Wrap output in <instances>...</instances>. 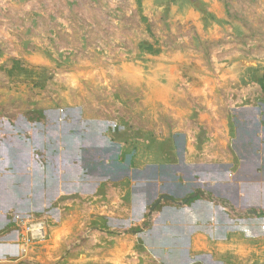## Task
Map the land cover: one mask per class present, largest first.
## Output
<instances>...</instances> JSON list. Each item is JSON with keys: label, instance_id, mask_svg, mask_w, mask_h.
I'll use <instances>...</instances> for the list:
<instances>
[{"label": "rangeland", "instance_id": "obj_1", "mask_svg": "<svg viewBox=\"0 0 264 264\" xmlns=\"http://www.w3.org/2000/svg\"><path fill=\"white\" fill-rule=\"evenodd\" d=\"M253 116L263 147L255 153L244 143ZM96 122L117 147L170 148L178 166V151L193 150L192 169L225 162L238 187L259 180L264 187V0H0V150L16 151L6 157L14 166L1 165L0 183L4 175L11 181L27 174L42 183L35 173L51 171L50 154L60 156V171L69 175L76 166L71 152L79 149V164L95 154ZM86 167L92 174L93 163ZM34 182L31 197L40 202L45 196ZM106 190L83 198L69 191L50 204L11 209L5 231L16 230L26 252L51 236L23 246L18 230L25 222L12 220L16 214L44 217L51 234L58 216H75L78 204L85 214L100 207L109 216ZM231 203L220 205L233 212ZM250 210L241 227L257 238L251 222H264V206ZM258 239L224 263L264 264V238ZM146 255L156 262L161 254L148 246Z\"/></svg>", "mask_w": 264, "mask_h": 264}, {"label": "crops", "instance_id": "obj_2", "mask_svg": "<svg viewBox=\"0 0 264 264\" xmlns=\"http://www.w3.org/2000/svg\"><path fill=\"white\" fill-rule=\"evenodd\" d=\"M249 119L244 143L251 142L253 146L248 145V148L255 153L263 147L254 131L255 117ZM96 123L94 132L100 143L96 145L95 154L87 155L79 164V149L71 152L77 168L72 167L69 175L63 176L60 171V156L50 154L51 160L56 159L50 164L51 171L41 167L35 173L43 179L42 183L34 182L31 174L11 181L8 176H3L8 183H0L2 189L5 187V194L0 193V264H223L230 259V254L239 258V253L244 254L253 241L261 236L264 238L262 220L251 222L258 228L256 233L260 236L257 238L241 227L245 220L251 219L245 216L252 212L250 207L264 206V187L260 180L252 187H238L239 183L231 178L232 170L225 162L198 164L199 170L192 169L194 165L189 164L187 158L194 151L189 149L178 151L181 162L178 166L170 148L117 147L102 133V122ZM77 135L74 134V140ZM13 140L16 144V139ZM18 141L22 146L26 143V139L19 138ZM5 150H0V167L5 162L14 166L16 160L7 161L6 157L16 156V151ZM21 153L20 150L18 158H22ZM137 159H140V166H133ZM90 162L94 169L89 175L84 172V167ZM65 179L68 182L62 183ZM123 180L126 182L121 184ZM32 182L41 187L39 194L42 192L45 196L40 201L43 203L37 202L35 196L31 197ZM104 188L107 189L104 191L106 196H111L106 203L109 216L102 217L105 214L96 211L98 207L93 208L94 214H85L84 206L78 204L73 209L75 216H58V224L51 228L50 240L30 247L26 252L20 249L16 230L5 231L9 225L5 214L11 209L50 204L69 191L82 194V198L88 193L101 196ZM239 194H245L242 204ZM228 200L233 203V212L226 210L228 203L226 208L220 205ZM150 218L158 219L159 224L147 227L145 222ZM106 219L110 225L102 227ZM120 224L122 228H117ZM138 236V244H134ZM148 246L161 254L156 262L147 258ZM134 249L139 252L137 258L132 256Z\"/></svg>", "mask_w": 264, "mask_h": 264}, {"label": "built area", "instance_id": "obj_3", "mask_svg": "<svg viewBox=\"0 0 264 264\" xmlns=\"http://www.w3.org/2000/svg\"><path fill=\"white\" fill-rule=\"evenodd\" d=\"M17 217L25 222L23 229L18 230L23 246L40 243L50 237L47 219L44 217H37L33 213H28L27 215L16 214L12 220L16 221ZM22 249L25 251V247Z\"/></svg>", "mask_w": 264, "mask_h": 264}]
</instances>
